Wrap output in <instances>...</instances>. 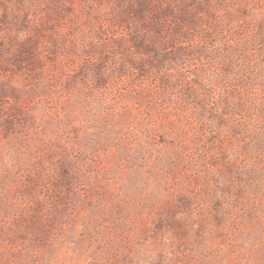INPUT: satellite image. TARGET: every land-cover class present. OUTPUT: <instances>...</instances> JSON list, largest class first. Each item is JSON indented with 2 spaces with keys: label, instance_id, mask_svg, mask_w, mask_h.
<instances>
[{
  "label": "rangeland",
  "instance_id": "1",
  "mask_svg": "<svg viewBox=\"0 0 264 264\" xmlns=\"http://www.w3.org/2000/svg\"><path fill=\"white\" fill-rule=\"evenodd\" d=\"M0 264H264V0H0Z\"/></svg>",
  "mask_w": 264,
  "mask_h": 264
}]
</instances>
